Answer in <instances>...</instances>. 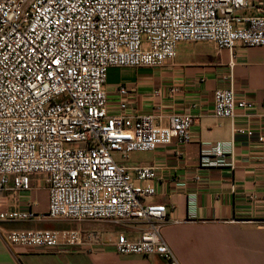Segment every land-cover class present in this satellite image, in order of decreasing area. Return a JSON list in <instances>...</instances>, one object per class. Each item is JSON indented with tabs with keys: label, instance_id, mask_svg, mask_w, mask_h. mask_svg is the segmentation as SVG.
Wrapping results in <instances>:
<instances>
[{
	"label": "built area",
	"instance_id": "1",
	"mask_svg": "<svg viewBox=\"0 0 264 264\" xmlns=\"http://www.w3.org/2000/svg\"><path fill=\"white\" fill-rule=\"evenodd\" d=\"M181 42L232 52L264 47V0H0V192L20 201L36 189L33 176L43 175L48 193L46 212L29 196L24 209L0 210V224L146 222L139 238L113 241L116 251L181 264L162 235L167 206L147 202L153 185L136 184L156 180V168H128L115 154L184 147L196 117L177 114L159 126L152 114L133 116L125 86L111 114L106 89L110 68L162 67ZM224 80L214 92L216 117L255 109L236 94L233 62ZM233 133L254 135L240 127ZM200 166L233 163L217 143L201 149ZM5 239L60 252L106 243L99 231L76 230H10Z\"/></svg>",
	"mask_w": 264,
	"mask_h": 264
},
{
	"label": "crops",
	"instance_id": "2",
	"mask_svg": "<svg viewBox=\"0 0 264 264\" xmlns=\"http://www.w3.org/2000/svg\"><path fill=\"white\" fill-rule=\"evenodd\" d=\"M231 62L237 96L255 104L252 111L238 110L233 120L216 117L213 107L214 92L226 85ZM120 86L129 89L126 100L133 116L152 114L159 126H168L177 114L196 117L193 139L184 147L174 142L128 158L115 154L128 168H156V180L136 184L153 185L157 192L147 202L167 206L162 235L179 262L264 264V47L240 45L232 52L210 42H181L176 58L162 67L110 68L106 89L111 114L119 110ZM234 127L254 135H234ZM217 143L224 144L233 166L201 167V149ZM38 193V211L46 212L44 184L20 195V201L13 193L0 192V210L24 209V201L29 196L38 200ZM10 225L0 224V264H166L159 256L122 255L115 249L113 241L121 234L139 238L149 228L146 222L57 221L47 229H23L99 231L106 241L93 250L82 246L61 252L8 244L6 231L16 230Z\"/></svg>",
	"mask_w": 264,
	"mask_h": 264
},
{
	"label": "rangeland",
	"instance_id": "3",
	"mask_svg": "<svg viewBox=\"0 0 264 264\" xmlns=\"http://www.w3.org/2000/svg\"><path fill=\"white\" fill-rule=\"evenodd\" d=\"M43 179V175H34L33 176V181H34V186L37 187H42L44 182L41 181ZM42 193V192H41ZM38 200V206L37 209H41L40 208V193L37 194ZM42 202V201H41ZM54 222H43V223H36V222H32V223H17V224H11L10 227L12 229H16V230H23V229H47L49 228V225H51V227L53 226ZM8 226V225H7Z\"/></svg>",
	"mask_w": 264,
	"mask_h": 264
}]
</instances>
